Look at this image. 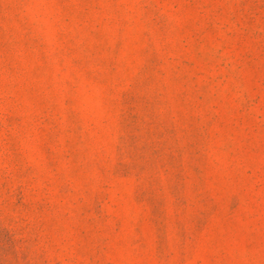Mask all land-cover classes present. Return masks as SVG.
Masks as SVG:
<instances>
[{
  "label": "rangeland",
  "instance_id": "obj_1",
  "mask_svg": "<svg viewBox=\"0 0 264 264\" xmlns=\"http://www.w3.org/2000/svg\"><path fill=\"white\" fill-rule=\"evenodd\" d=\"M0 264H264V0H0Z\"/></svg>",
  "mask_w": 264,
  "mask_h": 264
}]
</instances>
